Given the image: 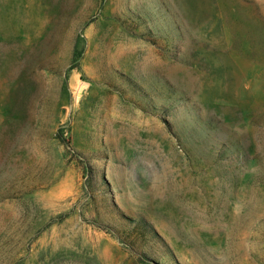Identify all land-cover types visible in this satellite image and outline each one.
Listing matches in <instances>:
<instances>
[{"label": "rangeland", "instance_id": "rangeland-1", "mask_svg": "<svg viewBox=\"0 0 264 264\" xmlns=\"http://www.w3.org/2000/svg\"><path fill=\"white\" fill-rule=\"evenodd\" d=\"M161 263L264 264V0H0V264Z\"/></svg>", "mask_w": 264, "mask_h": 264}, {"label": "water", "instance_id": "water-1", "mask_svg": "<svg viewBox=\"0 0 264 264\" xmlns=\"http://www.w3.org/2000/svg\"><path fill=\"white\" fill-rule=\"evenodd\" d=\"M83 89H84V85H82V86L80 87V89L78 90V92H77V98L80 97V95H81Z\"/></svg>", "mask_w": 264, "mask_h": 264}, {"label": "trees", "instance_id": "trees-1", "mask_svg": "<svg viewBox=\"0 0 264 264\" xmlns=\"http://www.w3.org/2000/svg\"><path fill=\"white\" fill-rule=\"evenodd\" d=\"M138 229H140V226H139V225L136 227V230H138ZM161 264H162V263H161Z\"/></svg>", "mask_w": 264, "mask_h": 264}]
</instances>
